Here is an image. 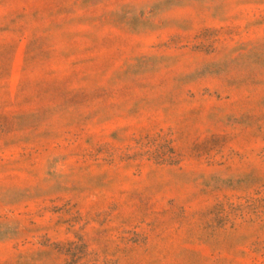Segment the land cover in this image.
Segmentation results:
<instances>
[{"label": "rangeland", "instance_id": "rangeland-1", "mask_svg": "<svg viewBox=\"0 0 264 264\" xmlns=\"http://www.w3.org/2000/svg\"><path fill=\"white\" fill-rule=\"evenodd\" d=\"M0 264H264V0H0Z\"/></svg>", "mask_w": 264, "mask_h": 264}]
</instances>
